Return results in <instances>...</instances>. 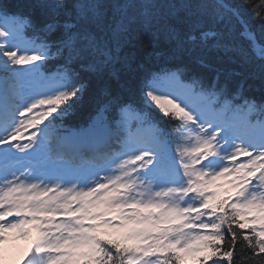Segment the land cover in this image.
<instances>
[{"label":"snow or ice","instance_id":"1","mask_svg":"<svg viewBox=\"0 0 264 264\" xmlns=\"http://www.w3.org/2000/svg\"><path fill=\"white\" fill-rule=\"evenodd\" d=\"M38 6L0 13V264H264V0Z\"/></svg>","mask_w":264,"mask_h":264},{"label":"trees","instance_id":"2","mask_svg":"<svg viewBox=\"0 0 264 264\" xmlns=\"http://www.w3.org/2000/svg\"><path fill=\"white\" fill-rule=\"evenodd\" d=\"M38 4L39 0H0V13H12L19 14L22 17H30L33 23H36L42 18V10ZM253 24L259 33V22L254 21ZM26 34L29 36L32 35L31 28L26 27ZM133 55H135L139 62L143 64L145 71H161L172 62L170 58L158 57L152 54L150 50L139 51L138 49H133ZM56 63V61L50 62L45 70L54 71ZM232 67L236 68L237 71H242L246 74L248 81V95L256 99H259L264 95V85H262L260 79V67L258 61L255 64L247 66H240L239 64L233 63ZM94 113L95 105L86 100L84 104L76 109L73 115L64 121V126L78 128L82 125H86L93 117Z\"/></svg>","mask_w":264,"mask_h":264},{"label":"rangeland","instance_id":"3","mask_svg":"<svg viewBox=\"0 0 264 264\" xmlns=\"http://www.w3.org/2000/svg\"><path fill=\"white\" fill-rule=\"evenodd\" d=\"M10 26H11V27L19 28V26H18L17 24L13 23V22L11 23ZM19 29H20V28H19ZM28 131L30 132V131H32V130L29 129ZM27 134H28V133L26 132L25 135H27ZM18 247H19L20 249H23V248L27 247V243L24 242V241H20V242H18Z\"/></svg>","mask_w":264,"mask_h":264}]
</instances>
